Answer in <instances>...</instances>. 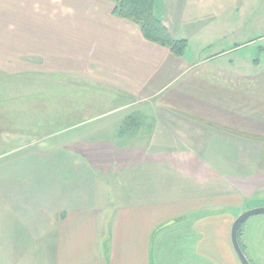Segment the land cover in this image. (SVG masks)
<instances>
[{"label": "crops", "instance_id": "0c3cea01", "mask_svg": "<svg viewBox=\"0 0 264 264\" xmlns=\"http://www.w3.org/2000/svg\"><path fill=\"white\" fill-rule=\"evenodd\" d=\"M167 4L154 0L155 14L187 41ZM113 7L0 0V76H49L54 88L111 100L90 114L78 108L82 119L47 147H12L30 159L19 168L42 170H23L15 185L1 171L0 240L10 247L22 240L10 232L28 231L33 256L48 264H240L230 228L264 191V171H248L259 165L248 141H264V68L176 56ZM12 98L1 120L20 116Z\"/></svg>", "mask_w": 264, "mask_h": 264}, {"label": "rangeland", "instance_id": "374dc122", "mask_svg": "<svg viewBox=\"0 0 264 264\" xmlns=\"http://www.w3.org/2000/svg\"><path fill=\"white\" fill-rule=\"evenodd\" d=\"M162 2L165 5L168 2L167 6L175 9L174 18L183 21L180 36H186L188 39L185 49L187 58L210 57L212 63L217 65L226 63L230 65L229 69L236 68L242 73H255L264 68V0H162ZM49 78L52 77H20L23 80L21 82L0 76V107L15 105L12 96L17 97L19 101L17 103L19 117L13 115L14 117L6 120L0 119V174L3 171L5 175L8 169L10 184L13 182L15 185V176L23 175V170H42L32 167L19 168L18 159H30L21 151L12 150L17 141L34 139L35 146L47 147L48 144L64 138L67 127L82 119L81 113L76 111L78 108H81L80 111H89L90 114L95 110L92 108L97 103L103 109L111 105L108 103L111 100L102 92L96 93L92 89L68 87L60 83H54L57 86L54 88L52 82H47ZM29 79L33 83H29ZM2 101L5 104L1 103ZM84 106L88 108H82ZM72 107L74 111L68 109ZM83 114L87 115L85 112ZM137 121L144 120L138 117ZM215 142L221 145L218 139ZM248 142L250 143L248 155L251 157L255 154L259 158V165L249 166L248 171L256 168L264 171V141ZM236 172L237 168H233V174ZM32 173L33 171L29 176ZM2 187L6 188L4 178L3 182L0 180V188ZM260 206H264V191L249 198L245 208ZM15 230L12 232L9 230L10 242L14 243L17 234L22 240L18 244L10 243L12 245L10 247L0 240V264H48L42 259L43 254L40 257L36 254L33 256L31 251L39 249L31 245L35 239L33 234L29 237L28 231L26 233ZM242 230L240 240L245 245V253L251 264H264V214L246 219Z\"/></svg>", "mask_w": 264, "mask_h": 264}, {"label": "trees", "instance_id": "16d2710c", "mask_svg": "<svg viewBox=\"0 0 264 264\" xmlns=\"http://www.w3.org/2000/svg\"><path fill=\"white\" fill-rule=\"evenodd\" d=\"M113 13L135 22L145 39L167 46L176 56H182L187 47L185 39H175L162 19L155 14L154 0H111ZM243 225V224H242ZM242 225L239 228L240 238Z\"/></svg>", "mask_w": 264, "mask_h": 264}, {"label": "water", "instance_id": "95a60500", "mask_svg": "<svg viewBox=\"0 0 264 264\" xmlns=\"http://www.w3.org/2000/svg\"><path fill=\"white\" fill-rule=\"evenodd\" d=\"M264 214V206L254 207L245 210L241 214H239L235 220L233 221L230 228V241L235 255L237 256L240 264H251L248 259L246 253L242 249L239 239H238V231L240 226L251 216Z\"/></svg>", "mask_w": 264, "mask_h": 264}, {"label": "flooded vegetation", "instance_id": "af4514ba", "mask_svg": "<svg viewBox=\"0 0 264 264\" xmlns=\"http://www.w3.org/2000/svg\"><path fill=\"white\" fill-rule=\"evenodd\" d=\"M245 222V221H244ZM244 224V223H243ZM242 233V232H241ZM242 249L244 250V252H245V249H244V247H242Z\"/></svg>", "mask_w": 264, "mask_h": 264}]
</instances>
